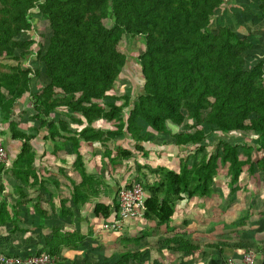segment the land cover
<instances>
[{
	"label": "trees",
	"instance_id": "trees-1",
	"mask_svg": "<svg viewBox=\"0 0 264 264\" xmlns=\"http://www.w3.org/2000/svg\"><path fill=\"white\" fill-rule=\"evenodd\" d=\"M225 1L0 0V125H7L6 130L0 127V139L7 151L6 134L11 146L19 143L11 164L0 162V224H9L14 234L25 233L29 221L49 230L43 234L41 252L15 256L60 255L61 247L83 237L80 231L67 229L65 222L47 225L50 216L72 221L81 216L86 204L101 220L118 210L120 188L114 192L102 172L88 170L82 143H100L102 155L108 157L113 152L110 144L126 138L134 141L135 151L146 154L143 143L151 141L152 133L170 136V144L196 145L192 162L183 160L179 171L159 167L165 178L160 186L142 182L149 189L143 218L159 224L169 221L185 195L205 196L221 167L229 173L231 192L239 188L244 168L252 176L264 174L262 62L246 68L254 57L248 35L228 25L209 29L211 17ZM259 8L264 17V0ZM35 18L45 28L37 41L21 36L33 30ZM125 37H141L144 45L138 56L143 86L134 100L117 94V80L127 61L122 48ZM25 61L31 65L23 66ZM36 78L43 80L32 91ZM24 96L30 104L21 111L19 100ZM24 119L33 122V132L20 128ZM98 121L111 128L99 127ZM70 123L78 127L71 128ZM41 132L49 142L50 155L44 153L37 164L32 142ZM218 133L252 134L254 138L251 144L243 141V157L236 144L221 137L208 156L206 139ZM115 152L117 159L133 157L129 148L120 145ZM200 152L204 156L197 159ZM69 154L70 167L57 164H66ZM9 184L16 200L7 190ZM109 189L107 203L102 193ZM26 216L29 221L23 219ZM163 244L184 256L200 249L179 233L165 238ZM204 247L217 249L218 244ZM147 252L146 241L138 238L123 259L139 261ZM60 258L59 264H111Z\"/></svg>",
	"mask_w": 264,
	"mask_h": 264
},
{
	"label": "rangeland",
	"instance_id": "rangeland-1",
	"mask_svg": "<svg viewBox=\"0 0 264 264\" xmlns=\"http://www.w3.org/2000/svg\"><path fill=\"white\" fill-rule=\"evenodd\" d=\"M260 3L261 0H226L224 5L216 11L215 16L211 17L209 29L217 31L219 27L228 25L240 34L248 35L253 41L254 57L247 62L246 68L261 61L264 72V17L261 16ZM32 11L36 12L37 9ZM44 32L43 23L35 18L33 30L27 34L23 33L21 36L37 41L38 34ZM122 44V48L127 54V61L117 80L119 85L117 94L129 95L130 100H134V97L140 94L143 86V78L138 64V56L144 48L143 39L141 37H125ZM31 49H36V43L31 46ZM30 65V61L23 63L25 67ZM42 80L38 78L32 80V91L38 90ZM19 101L21 103L20 110H26L28 108L26 105L30 104L29 101H25V99ZM18 107L16 110H19ZM128 109L124 110V114ZM96 124L102 128H111L109 123L103 121H98ZM70 126L71 128L78 127L74 123H70ZM168 126L177 130L171 123H168ZM0 127L2 128V125ZM220 137L236 144L239 155L243 157V141L251 144L254 135L212 134L205 142L208 156L213 152L214 144ZM37 140L42 143L40 137L35 138L33 142L36 143ZM149 140H151L149 143H144L146 154L138 150L135 151L134 146L129 145L124 139L115 140L110 144L113 150L111 157L102 155L101 149L92 152V146H100L98 142L95 143L96 145L91 144V147L84 145L90 147L84 148L86 166L89 170L102 172L103 178L107 183L109 182L113 191L117 188H124L128 184L145 181L151 186H160L165 181L164 175L159 170L160 166L177 172L183 160L188 164L192 162L193 155L197 150L196 145L170 144V136L162 137L152 133ZM5 144L10 153L12 147L10 141L5 140ZM118 145L123 148L129 147L134 158L117 159L115 149ZM42 146L48 147L49 142L45 145L43 143ZM137 156L141 157L137 160L135 159ZM201 156H204L203 152H200L196 158L201 159ZM104 168L108 170V174ZM220 170L205 196L188 198L185 195L183 200L177 201L173 216L164 224H159L156 219L140 218L128 222L120 231H106L101 226L102 220L93 215L92 208L88 204L85 205V210L80 213L81 216L77 219L74 217L72 221H64L54 215L50 216L46 222L47 225L65 222L68 226L67 229L71 230L72 228L84 234L79 241L61 247L59 251L65 260H74L77 263L104 260L112 264L122 260L125 262L124 264H224L225 254L230 253L232 256H238L247 246L255 251L256 260L259 261L261 253H257L264 251V174L257 172L252 176L244 168L237 182L239 188L231 192L229 173L222 167ZM73 174L75 173L73 172ZM190 177L191 180H194V177ZM8 187L9 194L16 200L18 197L16 193H13L12 185L9 184ZM144 190L149 189L146 187ZM111 192L109 189L102 193L103 199H107V203L110 201L108 194ZM159 196L162 197V194ZM33 218L35 221L37 220V218ZM23 219L29 221L27 216ZM33 222L29 221L30 227L26 229L25 233L20 234L10 233L9 224H0V254L15 256L16 254L28 255L41 252L43 234L49 230L39 229L33 226ZM175 233L200 245V249L195 254L186 256L174 253L163 244V240ZM138 238H144L148 252L139 261L133 259L124 261L123 254L134 247V242ZM211 243L218 244V248L204 247L205 244Z\"/></svg>",
	"mask_w": 264,
	"mask_h": 264
},
{
	"label": "built area",
	"instance_id": "built-area-1",
	"mask_svg": "<svg viewBox=\"0 0 264 264\" xmlns=\"http://www.w3.org/2000/svg\"><path fill=\"white\" fill-rule=\"evenodd\" d=\"M13 155L9 153L0 139V162L7 166L11 164ZM142 183H134L131 187L120 188L117 193L118 210L101 221L103 230L120 231L128 222L143 218L146 210L145 195ZM114 211V210H113ZM255 251L245 248L240 257L226 256L225 264H264V253L259 261L256 260ZM59 254L39 253L32 256H5L0 254V264H59Z\"/></svg>",
	"mask_w": 264,
	"mask_h": 264
},
{
	"label": "crops",
	"instance_id": "crops-1",
	"mask_svg": "<svg viewBox=\"0 0 264 264\" xmlns=\"http://www.w3.org/2000/svg\"><path fill=\"white\" fill-rule=\"evenodd\" d=\"M22 100H24L25 99V101H28V99H27V97L26 96H24V97H22L21 98ZM20 105H21V103H20ZM24 105H25V103H24ZM27 107H28V105H26ZM21 107V106H20ZM32 125H33V122H31L30 120H28V119H24V120H22L21 121V123H20V128H22V129H24L25 131H27V132H29V133H31V132H33V130L31 129V127H32ZM2 129H7V125H6V127H2ZM38 138L40 137L41 139H42V143H40L38 140H37V142L36 143H34V142H32L33 143V146L35 147V151H36V163L38 164L39 163V160H40V158H43V156H49L50 155V147L48 146H46V148H44L42 145H43V143H44V145H45V143H47V142H45L44 140H43V138H42V132L41 133H39L38 134V136H37ZM36 137V138H37ZM5 138V140L6 141H10V139H9V136L6 134V136L4 137ZM35 140V139H34ZM33 140V141H34ZM126 141H127V143L129 144V145H133L134 146V141H132L130 138H126ZM145 143V142H144ZM144 143H143V145H144ZM94 145H96L95 143H93ZM86 146V144L85 143H82V146H81V152H82V154H83V158H84V161H85V157H84V155H85V150H84V148H88L89 146L91 147V144L89 145V146H87V147H85ZM10 146H11V144H10ZM18 146H19V143H17V144H14L10 149V153L13 155V157L15 156V154H16V151H17V148H18ZM89 147V148H90ZM129 148V147H128ZM91 149H92V152L94 153V152H96L97 150H100L101 149V147L100 146H92L91 147ZM94 149V150H93ZM97 149V150H96ZM134 149V148H133ZM44 153H45V155H44ZM137 153V152H136ZM139 154V153H138ZM69 156H71V154H69L68 156H66V164H62L60 161H57V164H59V165H64V166H67V167H70L69 165H70V161H71V157H69ZM139 157H141V156H137V157H135V159H137L138 160V158ZM134 158V157H133ZM89 170V169H88ZM104 170H105V172L108 174V170L106 169V168H104ZM90 171H92V169H90ZM72 175H74L73 173H72ZM105 181H106V179H104ZM9 189V187H7V190ZM113 189V188H112ZM114 192H115V190H114ZM104 201V200H103ZM106 202V201H105ZM85 210V206L82 208V210H81V212L82 211H84ZM10 226V225H9ZM259 251V250H258ZM261 254L262 253H264V252H262V251H259ZM240 253V252H239ZM242 253V252H241ZM236 254H237V252H236ZM232 256L230 253H228V254H225V257L226 256ZM241 256V254L240 255H238V256H234V257H236V258H238V257H240ZM224 257V258H225ZM261 258V257H260Z\"/></svg>",
	"mask_w": 264,
	"mask_h": 264
}]
</instances>
